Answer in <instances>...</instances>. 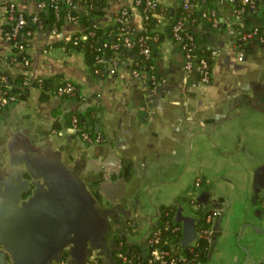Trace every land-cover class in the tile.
I'll use <instances>...</instances> for the list:
<instances>
[{"label":"crops","instance_id":"crops-1","mask_svg":"<svg viewBox=\"0 0 264 264\" xmlns=\"http://www.w3.org/2000/svg\"><path fill=\"white\" fill-rule=\"evenodd\" d=\"M7 1L0 0V69L33 77L60 73L79 85L80 96L43 98L32 87L26 99L0 113V264L14 263L4 241L12 228L33 222L50 205L67 206L70 192L77 196L73 182L79 178L108 216L111 232L103 243L113 252L121 240L146 245L169 208L182 241L192 243L196 223L216 211L209 255L199 264H264V39H241L233 3L221 1L222 25L201 21L196 28L219 49L208 82L185 69L183 50L170 36L158 45L162 77L152 82L146 70L133 76L134 53L115 72L111 63L105 74L92 72L82 51L58 43L86 34V25L67 19L56 33L34 30L28 66L7 61L13 54L4 36ZM124 6L132 13L128 30L140 31L143 14L134 0H106L93 21L108 28ZM18 7L27 13L44 9L40 0H19ZM75 8L89 10L83 2ZM89 108L101 135L93 143L68 125L70 113ZM196 197L198 203H191Z\"/></svg>","mask_w":264,"mask_h":264},{"label":"trees","instance_id":"trees-1","mask_svg":"<svg viewBox=\"0 0 264 264\" xmlns=\"http://www.w3.org/2000/svg\"><path fill=\"white\" fill-rule=\"evenodd\" d=\"M85 1L84 4L89 9L88 12L83 14L74 11V14L77 17L78 23L86 25L87 37L83 38L81 33L77 32L72 34L69 38H62L58 43L67 51H82L86 63L95 74H105L109 70L108 61H104V59L110 60L111 58H118L120 64L121 59L125 55L134 53L137 58L132 67L148 71L150 75L154 77H151L152 82L160 79L162 76L157 71L156 66L158 45L165 36H170L174 40L173 27L179 20L183 21V26L180 29L182 39L177 43L180 47L183 43H189L193 46L195 65L190 71H198L201 77V71L198 68L201 58H205L209 63L210 70L212 69L214 63L212 50L214 47L206 42V39L202 37L196 28L201 21H205L207 25L215 28L212 20L205 16L204 12H208V14L213 12L221 17L219 13L220 3L225 0H191L193 5L188 8L184 7L181 0H179L176 6L167 5L160 1H157L155 6H149L146 0H142L139 4V8L144 13H148L149 17L143 20V27L140 31L136 32V36L132 39L134 43L131 46H129L126 41V36L129 33L128 21H119L116 19L108 28L102 27L95 23L93 19L97 14L103 13L106 0ZM253 1L255 2V9L251 2H244L243 0H234L232 2L234 5V12L244 7L241 19L233 23L236 30H246L247 27L256 22H261L262 25L264 24L263 0ZM48 2L51 3L49 0ZM145 8L147 9L146 11H144ZM66 11V7L63 6L62 15L60 18H57L53 8L48 4L44 9L36 11V13L39 14L44 23L43 28H52L56 25L60 29L66 20ZM24 14L28 19L25 28H30L32 30L38 29L36 23L30 19L33 13L24 12ZM118 14H120V11L115 16ZM131 15H129L127 19H130ZM222 23L223 21L220 22L219 26L222 25ZM11 28L12 25L10 23L4 25V30H11ZM141 36L144 37L143 40H140ZM145 44H149L151 47V53L148 57L142 52V48ZM22 59L23 57L21 54H12L7 61L11 63L21 62ZM27 74V71L12 73L7 68L0 69V113L12 103L26 99L32 87H39L42 92V97L46 98L51 93L57 94L61 86L72 82L75 86L74 90L72 92H64L61 96H80L79 85L71 80L65 79L60 73L50 76H31L29 80ZM95 114L96 111L94 108H89L84 112H72L68 116V125L72 126L73 116L76 115L78 117V133L87 131L92 136H95L98 134L95 132L94 127ZM198 201L196 197V199H192L191 203H198ZM174 212L175 209L169 208L161 214L158 226L152 228L147 237L149 239L150 237L159 236V241L153 243L151 246L155 247L157 245L170 249V252L175 257L174 264H199L200 262L206 261L210 250V240L209 233L205 232V230L211 228L212 222L208 221L206 215H204L201 220L196 223L195 228L197 230V235L195 240L188 244L182 241V227L180 223L175 222L173 218ZM124 249L127 254L134 259L136 264L146 263L149 253L147 245H142L141 243L128 244L125 241ZM114 257L116 263L119 264L117 249L116 251L114 250ZM96 264H110V262L102 254L99 256Z\"/></svg>","mask_w":264,"mask_h":264},{"label":"built area","instance_id":"built-area-1","mask_svg":"<svg viewBox=\"0 0 264 264\" xmlns=\"http://www.w3.org/2000/svg\"><path fill=\"white\" fill-rule=\"evenodd\" d=\"M51 3L48 2V0H40L42 8L46 7L48 4L53 8L54 13L57 18H60L62 15V9L63 6L66 7L67 11L65 14V19L77 22V17L74 14V11L76 10V5L79 2L85 3V0H49ZM142 0H134L135 4L139 7V4L141 3ZM157 1L159 0H146L147 4L149 6H155L157 4ZM184 4L185 8H188L193 5V2L191 0H181ZM233 2L234 0H229ZM244 2H251L252 6H254V9L256 6L254 5L255 2L253 0H243ZM19 0H8L5 2L2 6L3 13L6 18V23H10L12 25L11 30H4V36L5 39L10 43L12 49H13V54L18 55L21 54L23 59L21 60V63L25 66H28L31 63L30 55H29V41L34 33V30L28 28H25L26 23L28 22V19L26 15L24 14V11L21 10L18 7ZM263 5H264V0H263ZM147 9L145 8L144 11ZM143 14V20L149 17L148 13H144L141 10ZM244 12V7L239 8L234 14L236 21L241 19V16ZM131 15V10L128 6H124L120 10V14L116 16V19L119 21H129L128 16ZM204 15L207 16L209 19L212 20L213 26L218 27L220 22L222 21L221 17L218 16L216 13H211L208 14V12H204ZM30 19L36 23V26L38 29H43L44 23L41 20L40 16L38 13L33 12L31 15ZM96 25V24H95ZM183 26V21L179 20L173 27V35H174V41L178 42L181 41L182 39V34L180 32V29ZM263 26V27H262ZM262 27V28H259ZM53 33H56L59 31L58 26H54L51 28ZM129 33L126 36V41L129 46H131L134 41L132 40L135 36L136 33L128 30ZM239 35L241 39L247 40L252 37H259L260 39H264V24L262 23H254L247 27L246 30L243 29H238ZM71 35L66 36L65 38H69ZM83 38L87 37V33L85 35H82ZM143 36L140 37V40H143ZM147 38V37H146ZM157 38V37H155ZM181 49L183 50L184 53V58H185V69L187 71H190L194 65V54H193V46L189 43H183L181 46ZM142 52L146 54L148 57L151 53V47L149 44H145L144 47L142 48ZM219 52L218 48H213L212 50V55L215 56ZM108 61V63L112 64V67L110 68L111 72H115L117 69V65L119 64L118 58H111L110 60H105ZM198 68L201 71V80L208 82L211 79V70L209 68V63L205 58L200 59V63L198 65ZM132 73L133 76L138 77L141 74L142 69L132 67ZM28 80L31 79V75L27 74ZM154 78L153 76L150 75V78ZM75 86L72 82L67 83L64 86H61L58 90L59 95H61L64 92H72L74 90ZM1 99V97H0ZM77 120L78 117L76 115L73 116V124L71 126L72 130L76 132L83 141L87 143H93L97 141H101V135L98 133L95 136H92L90 133L87 131H82L78 133V125H77ZM217 214L216 211L210 212L206 214V219L210 222L213 221L214 216ZM210 229L205 230V232L210 233ZM151 231V230H150ZM149 231V232H150ZM149 236V233L146 236V245L148 247V257L147 261L145 264H174L175 262V257L172 255L170 252V249L165 248V247H159L155 246L152 247L151 245L153 243H157L159 241V236L156 237H150L149 239L147 238ZM126 240H121L118 243V248H117V259L119 260V264H136L134 259L130 257L127 252L124 249V244ZM127 242V241H126ZM102 253L100 252L99 248H93L91 251V254L88 256L86 264H96L99 256H101ZM71 256L69 254H65L64 257L61 259V261L57 262L56 264H69V259ZM140 264V263H139Z\"/></svg>","mask_w":264,"mask_h":264},{"label":"water","instance_id":"water-1","mask_svg":"<svg viewBox=\"0 0 264 264\" xmlns=\"http://www.w3.org/2000/svg\"><path fill=\"white\" fill-rule=\"evenodd\" d=\"M99 127L100 124L97 123V131ZM73 186L78 198L74 203L75 208L74 205L71 207L72 202L67 206L63 205L62 208L55 206L56 204L50 205L45 211L36 213L33 222L29 221L28 225L22 223L19 229L12 228L15 233L13 231L11 237L4 238L7 247L14 255L13 264H53L54 260L61 261L65 254L71 256L69 264H74L75 259L80 264H86L92 251L90 247L96 246L89 245L92 241L90 239L92 228L83 232L81 226L91 224L89 227H92L99 219H102V226L104 224L111 226V223L99 208L84 180L80 178L78 181L75 180ZM84 197L88 201L87 208L83 206ZM107 198L117 200V198ZM193 236V234L188 235L187 241ZM97 247L101 248V253L110 264H117L113 250L102 244Z\"/></svg>","mask_w":264,"mask_h":264},{"label":"flooded vegetation","instance_id":"flooded-vegetation-1","mask_svg":"<svg viewBox=\"0 0 264 264\" xmlns=\"http://www.w3.org/2000/svg\"><path fill=\"white\" fill-rule=\"evenodd\" d=\"M69 200H70V202H72L71 207L74 205L73 207L75 208V204L74 203L77 202L78 198H76V196H73V194L70 192V198H69ZM87 203H88V201L84 197V199H83V206L85 205V207H86L87 206ZM106 217H108V216H106ZM89 225H91V224H89ZM89 225L81 226L82 227V230L81 231H83V232L85 231V229L88 230V228H92V231L90 232V233H92L91 238H90L92 241L89 240V241H91V242H89V245L93 244L96 247L99 246V244L100 245L101 244L104 245V243H103V237L106 234H109L111 232V226L110 225H106V224H104L102 226V219L97 220V222L94 225H92V227L91 226L89 227ZM93 248H94L93 246L90 247V250L93 249ZM97 248H99V250L101 252V248L100 247H97Z\"/></svg>","mask_w":264,"mask_h":264},{"label":"rangeland","instance_id":"rangeland-1","mask_svg":"<svg viewBox=\"0 0 264 264\" xmlns=\"http://www.w3.org/2000/svg\"><path fill=\"white\" fill-rule=\"evenodd\" d=\"M211 231H212V227H211V230H210V233H209V240H210V242H211V240H212V234H211Z\"/></svg>","mask_w":264,"mask_h":264}]
</instances>
